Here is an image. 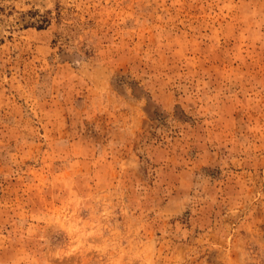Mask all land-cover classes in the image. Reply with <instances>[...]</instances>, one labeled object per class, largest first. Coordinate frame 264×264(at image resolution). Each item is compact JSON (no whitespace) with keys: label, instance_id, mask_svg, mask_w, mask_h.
Here are the masks:
<instances>
[{"label":"rangeland","instance_id":"374dc122","mask_svg":"<svg viewBox=\"0 0 264 264\" xmlns=\"http://www.w3.org/2000/svg\"><path fill=\"white\" fill-rule=\"evenodd\" d=\"M0 264H264V0H0Z\"/></svg>","mask_w":264,"mask_h":264}]
</instances>
